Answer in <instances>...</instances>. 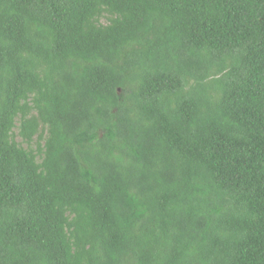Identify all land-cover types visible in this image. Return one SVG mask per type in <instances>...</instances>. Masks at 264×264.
<instances>
[{
  "label": "trees",
  "instance_id": "1",
  "mask_svg": "<svg viewBox=\"0 0 264 264\" xmlns=\"http://www.w3.org/2000/svg\"><path fill=\"white\" fill-rule=\"evenodd\" d=\"M0 264H264V0H0Z\"/></svg>",
  "mask_w": 264,
  "mask_h": 264
},
{
  "label": "rangeland",
  "instance_id": "2",
  "mask_svg": "<svg viewBox=\"0 0 264 264\" xmlns=\"http://www.w3.org/2000/svg\"><path fill=\"white\" fill-rule=\"evenodd\" d=\"M105 22H106V21H105ZM18 123H19V122H16V126H17V127H18ZM14 131H15V133H17L18 129H15ZM16 136H17V135H16ZM35 140H37V139H35ZM18 141L20 142L21 139L18 138ZM35 145H36L35 142H33V143L30 144L31 147H34Z\"/></svg>",
  "mask_w": 264,
  "mask_h": 264
}]
</instances>
